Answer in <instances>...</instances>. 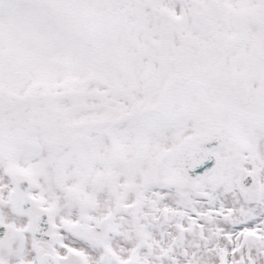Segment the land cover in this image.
I'll return each mask as SVG.
<instances>
[{
    "label": "snow or ice",
    "instance_id": "snow-or-ice-1",
    "mask_svg": "<svg viewBox=\"0 0 264 264\" xmlns=\"http://www.w3.org/2000/svg\"><path fill=\"white\" fill-rule=\"evenodd\" d=\"M0 264H264V0H0Z\"/></svg>",
    "mask_w": 264,
    "mask_h": 264
}]
</instances>
